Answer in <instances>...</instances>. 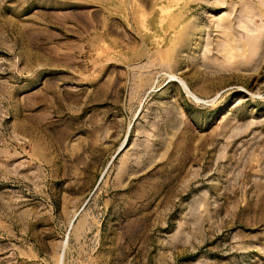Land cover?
<instances>
[{
    "label": "rangeland",
    "instance_id": "obj_1",
    "mask_svg": "<svg viewBox=\"0 0 264 264\" xmlns=\"http://www.w3.org/2000/svg\"><path fill=\"white\" fill-rule=\"evenodd\" d=\"M0 264H264V0H0Z\"/></svg>",
    "mask_w": 264,
    "mask_h": 264
}]
</instances>
